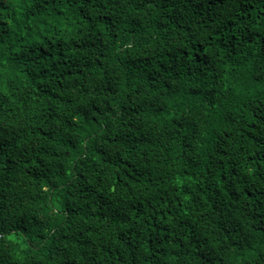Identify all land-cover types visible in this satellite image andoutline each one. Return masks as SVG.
I'll list each match as a JSON object with an SVG mask.
<instances>
[{"label": "trees", "instance_id": "1", "mask_svg": "<svg viewBox=\"0 0 264 264\" xmlns=\"http://www.w3.org/2000/svg\"><path fill=\"white\" fill-rule=\"evenodd\" d=\"M0 264H264V0H0Z\"/></svg>", "mask_w": 264, "mask_h": 264}]
</instances>
